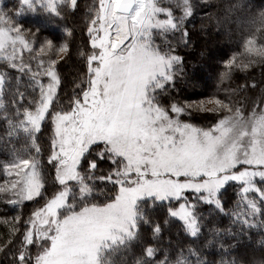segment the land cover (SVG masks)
Listing matches in <instances>:
<instances>
[{"label": "snow or ice", "instance_id": "obj_1", "mask_svg": "<svg viewBox=\"0 0 264 264\" xmlns=\"http://www.w3.org/2000/svg\"><path fill=\"white\" fill-rule=\"evenodd\" d=\"M82 7L85 71L63 93L59 65ZM193 12L191 0H0V143L13 156L0 168L15 177L0 184V196L16 206L44 201L26 219L3 220L0 264H214L204 252L224 237L264 232V80L226 89L225 99L176 100L177 80L188 75L176 43L191 46ZM29 15L38 23L26 26ZM252 23L261 27L244 40L248 58L224 61L220 84L264 65V11ZM48 25L64 38L45 36ZM249 90H258L251 105ZM193 111L218 118L199 126ZM46 132L47 167L39 142ZM21 138L26 159L12 144ZM231 186L239 191L228 207ZM221 217L232 227H217ZM176 222L195 247H160ZM258 243V256L219 264H264V237Z\"/></svg>", "mask_w": 264, "mask_h": 264}, {"label": "trees", "instance_id": "obj_2", "mask_svg": "<svg viewBox=\"0 0 264 264\" xmlns=\"http://www.w3.org/2000/svg\"><path fill=\"white\" fill-rule=\"evenodd\" d=\"M8 7H14L17 0H6ZM81 5L91 4L92 0H80ZM175 3V0H171ZM194 8L193 15L189 17L187 26L189 27L192 44L189 47H184L182 44L176 43V51L179 55L185 58V70L188 73L186 77L177 80L176 87L171 95L179 101H200L212 97L214 94L218 95L220 99H225V90L235 88L237 84L250 82L251 79L257 81L264 80V65L259 63L250 67L245 71H235L232 74L230 81H225L223 84L219 82V74L224 72V61L230 59L233 55L240 59H247L245 53L244 40L250 35L256 33L261 26L253 24L255 19L261 11H264V0H191ZM238 6V7H237ZM83 7L78 14L75 22L77 28L72 37L68 38L70 44L69 54L66 60L60 61L59 69L63 76L62 92L68 93L74 87L73 81L79 83L78 77H82L85 71L83 58L79 55L81 50H85L83 45L85 43L86 31L83 29ZM176 14L180 15L181 11L176 9ZM71 19V18H70ZM26 26H32L38 23V18L34 16H27L22 20ZM261 33H264V28H261ZM45 36L58 35L61 39L64 38L62 28L59 25H48L44 32ZM169 39H173L171 36ZM178 39V34H177ZM259 34L257 36V43H259ZM175 43V41H174ZM23 55L27 57L29 53L24 50ZM35 63V62H33ZM3 64L0 63V68ZM247 95L254 99L258 95V90H249ZM65 99L62 96V100ZM184 118V117H183ZM218 117L213 113L196 112L193 111L190 122L199 126H207L214 123ZM6 125L0 119V137L5 135ZM40 144L43 150L41 160L47 167L46 149L48 147V133L40 138ZM17 152L23 158H28V153L21 151L25 147V141L21 138L13 140ZM30 154L35 156V152L30 150ZM13 158L10 150L0 143V163L9 161ZM54 170L48 168V176L46 189L47 193L55 191L53 187L52 177ZM6 180V174L0 168V184ZM238 186L228 187V191L224 195V199L228 201V207L235 204L238 198ZM0 196V238L6 237L9 228L3 223L4 219H11L17 215L22 218H27L37 206L43 204V200L37 198L35 201H25L23 204L16 206L10 205L4 201ZM160 215H163L161 210ZM212 225H209L211 227ZM220 228L232 227L228 217H221L220 222L216 224ZM236 232V228H232ZM248 237H251L249 239ZM264 237V232L259 230H252L246 237H240L239 240L232 237H224L214 247L205 250L204 255L208 260L213 261L214 264H219L222 259L229 260L233 257L243 258L245 255L251 257L252 255H259V241ZM211 238V237H208ZM171 240L173 244L179 243L181 247L193 244V238L188 237L182 230L178 222L172 223L168 231L163 235L160 247L168 249V241ZM201 240L198 243H203ZM220 243L224 245L225 249H229L235 245L230 252L224 251L220 247ZM163 255H158L157 259H163ZM2 260V257H0Z\"/></svg>", "mask_w": 264, "mask_h": 264}, {"label": "rangeland", "instance_id": "obj_3", "mask_svg": "<svg viewBox=\"0 0 264 264\" xmlns=\"http://www.w3.org/2000/svg\"><path fill=\"white\" fill-rule=\"evenodd\" d=\"M182 119H183V117H181ZM25 170H27V169H25ZM15 177L13 176V177H8L7 175H6V179H14ZM2 199H4V201L5 202H7V197H1ZM38 207H40V206H37L36 208H38Z\"/></svg>", "mask_w": 264, "mask_h": 264}]
</instances>
